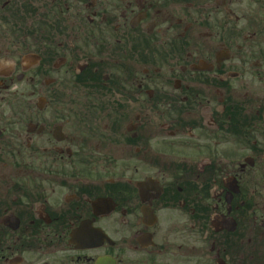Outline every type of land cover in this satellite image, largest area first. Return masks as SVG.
Listing matches in <instances>:
<instances>
[{
	"label": "flooded vegetation",
	"instance_id": "obj_1",
	"mask_svg": "<svg viewBox=\"0 0 264 264\" xmlns=\"http://www.w3.org/2000/svg\"><path fill=\"white\" fill-rule=\"evenodd\" d=\"M99 262L264 264V0H0V264Z\"/></svg>",
	"mask_w": 264,
	"mask_h": 264
}]
</instances>
